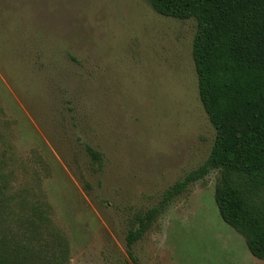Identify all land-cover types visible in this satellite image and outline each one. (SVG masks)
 <instances>
[{"label":"rangeland","instance_id":"rangeland-1","mask_svg":"<svg viewBox=\"0 0 264 264\" xmlns=\"http://www.w3.org/2000/svg\"><path fill=\"white\" fill-rule=\"evenodd\" d=\"M195 31L145 0H0V252L37 249L44 215L67 239L66 264L128 260L130 219L213 145ZM215 178L165 208L136 264H264L220 218Z\"/></svg>","mask_w":264,"mask_h":264},{"label":"trees","instance_id":"trees-1","mask_svg":"<svg viewBox=\"0 0 264 264\" xmlns=\"http://www.w3.org/2000/svg\"><path fill=\"white\" fill-rule=\"evenodd\" d=\"M145 1L160 16L196 22L192 61L214 141L206 160L168 187L157 206L130 219L128 260L122 264L137 263L134 246L165 208L212 173L220 218L264 261V0ZM86 150L93 163L102 164L101 153ZM38 219L32 223L38 248L23 247L21 256L0 252V264H66L67 239L46 216Z\"/></svg>","mask_w":264,"mask_h":264}]
</instances>
